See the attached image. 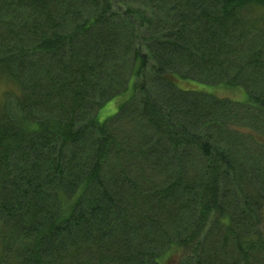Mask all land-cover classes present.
<instances>
[{
	"label": "trees",
	"instance_id": "1",
	"mask_svg": "<svg viewBox=\"0 0 264 264\" xmlns=\"http://www.w3.org/2000/svg\"><path fill=\"white\" fill-rule=\"evenodd\" d=\"M0 79V264H260L264 0H0Z\"/></svg>",
	"mask_w": 264,
	"mask_h": 264
},
{
	"label": "rangeland",
	"instance_id": "2",
	"mask_svg": "<svg viewBox=\"0 0 264 264\" xmlns=\"http://www.w3.org/2000/svg\"><path fill=\"white\" fill-rule=\"evenodd\" d=\"M123 79L121 81V94L119 97L115 98L113 101L108 103L105 107L101 109L99 112V120L105 121L115 115L121 106L124 104L129 103L132 97V90L128 87V81ZM12 89V88H11ZM208 92L214 93L218 98L222 99H230L236 102H242L244 100V91L242 89H236V90H221V89H211L207 90ZM4 115L5 118H8V120L14 121L19 117L18 111L16 107L14 106V102L12 103V100L8 95L6 94V86L3 83V81L0 79V119L2 118L1 115ZM264 254L259 258L260 264H264Z\"/></svg>",
	"mask_w": 264,
	"mask_h": 264
}]
</instances>
